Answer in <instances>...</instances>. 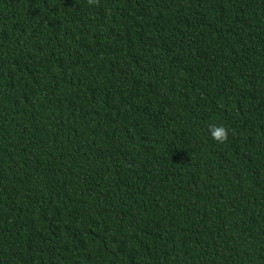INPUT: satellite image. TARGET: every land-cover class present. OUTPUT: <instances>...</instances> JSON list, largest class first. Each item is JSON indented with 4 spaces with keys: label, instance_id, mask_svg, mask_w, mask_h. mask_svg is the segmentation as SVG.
<instances>
[{
    "label": "trees",
    "instance_id": "trees-1",
    "mask_svg": "<svg viewBox=\"0 0 264 264\" xmlns=\"http://www.w3.org/2000/svg\"><path fill=\"white\" fill-rule=\"evenodd\" d=\"M0 264H264V0H0Z\"/></svg>",
    "mask_w": 264,
    "mask_h": 264
},
{
    "label": "clouds",
    "instance_id": "clouds-1",
    "mask_svg": "<svg viewBox=\"0 0 264 264\" xmlns=\"http://www.w3.org/2000/svg\"><path fill=\"white\" fill-rule=\"evenodd\" d=\"M209 133L215 141L220 143H223L227 139L228 135L227 129L219 125L210 126Z\"/></svg>",
    "mask_w": 264,
    "mask_h": 264
}]
</instances>
